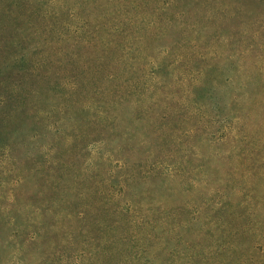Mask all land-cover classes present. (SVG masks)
Returning a JSON list of instances; mask_svg holds the SVG:
<instances>
[{
  "label": "rangeland",
  "instance_id": "1",
  "mask_svg": "<svg viewBox=\"0 0 264 264\" xmlns=\"http://www.w3.org/2000/svg\"><path fill=\"white\" fill-rule=\"evenodd\" d=\"M204 2L217 3L219 7L214 10V19L204 24L207 30L199 33L204 42L199 51L204 48L203 53H207L206 49L213 48L223 56H231L228 67L222 68L226 79L224 84L222 79V87H226L229 78H234L235 87L239 89L240 32L243 28L240 30V21L246 20L240 18V0H199L198 3ZM200 4L195 5L193 0L190 2V6L195 5L190 16L195 26L200 23H196L193 16L204 23L209 13L204 14L205 9ZM248 7L251 12L257 13L261 4L250 2ZM256 19L258 17H253V20ZM4 23L0 18V100L11 95L13 101L8 109L12 110L17 106V97L13 91L4 89V81L10 80L12 86L16 82L19 85V58L29 45L21 42L18 31L13 30V24L18 26L19 22L9 20V32L4 30ZM39 37L37 39L56 38L52 34ZM180 38L181 34H174V43ZM261 38L264 43V34ZM248 42L249 38L243 39V44L249 47ZM157 43L160 50L155 56L164 48L162 45L169 46L171 41L165 38L157 40ZM57 48L62 50L59 46ZM44 50L46 52L47 46ZM40 51L41 48H37L36 53ZM249 51L250 54L244 55L242 64L251 66L254 58L257 59L258 63L251 70L257 78L259 72L264 71V44L257 50ZM174 54L175 57L181 55V48L175 49ZM89 73H82L66 63L65 68H57L52 79L48 77L49 73L42 74L36 86L48 83L47 80L53 82L49 86L42 85L44 96L49 101L56 99L52 98V94L57 90L54 85L57 81L77 82L79 86L76 98L68 93L69 90L64 92L68 99L65 100L66 105L61 106V111L48 106V109H53L52 123L70 116L71 110L85 104L87 99H95V90L106 85L103 81L106 79L94 81ZM107 74L105 70L100 75L106 78ZM128 78H121L118 84ZM164 78L167 79V75ZM91 80L95 83V90L86 86ZM165 91H171L170 87ZM175 94L177 99L180 96L185 98L184 90ZM221 95L224 98L223 114L232 111L230 116H236L239 125L240 113L246 114L244 133L257 146L264 121V103L258 108L251 105L247 109L240 105V96L233 105L229 100L230 92L226 94L223 91ZM157 98L154 97V102ZM162 106L157 113L154 114L155 110L142 112V116L138 114V118L130 122L131 133L135 135L131 142H122V138L114 141L113 134L103 148L96 150L95 145L102 142L104 130L89 128L90 140H97L91 142L94 144L89 150H82L80 142H70L64 150L63 145H56L62 156L55 153L53 157H61L66 164L67 186L63 182L60 187L54 188L46 183L53 172L49 171V161L42 153L37 157L47 142L45 138L38 145H23L20 154H15L19 165L10 161L7 166L1 162V205L10 209L9 212L18 220L12 224L0 214V264H264V240L253 241L251 236L240 231L243 227L241 221H244L240 219V212L245 200L248 204L250 202L249 210L256 211L257 220L264 228V161H259L264 151L259 154L256 151L257 155L251 159L244 156L245 159L240 160V142L232 144L223 137L219 138L223 129L216 133L225 123L220 122V118L215 117L220 121L212 122L213 129L206 136L203 128L199 127L202 122L200 117L190 118L187 112L177 110L175 106L166 110L164 107L161 109ZM118 112H127V107L120 108ZM82 113L78 112L74 117H85ZM217 114L214 108H209L210 116ZM143 118L149 124L152 120L157 131L155 136L167 132L165 149L161 152L156 151L154 146L162 148V139H151V145H141L138 136L141 130L137 124ZM66 120L69 125L72 118ZM188 128H196L193 136L176 141V136H183ZM237 129L240 130V127ZM64 131L73 135L71 129ZM241 148L245 154L249 150V146ZM68 150L69 153L64 156L63 151ZM28 152H31L29 156L36 158L38 166L26 160ZM104 153H109L111 157L103 158ZM123 162L129 167L135 166L131 170L122 167ZM42 167H45V172L42 177L39 176L40 180H36L32 173ZM20 176L23 177L21 185L13 188ZM77 177L78 182L74 179L77 183L72 188L69 178ZM54 182L57 185V181ZM11 193L17 195L14 205L10 204ZM56 204L60 207L55 208Z\"/></svg>",
  "mask_w": 264,
  "mask_h": 264
},
{
  "label": "trees",
  "instance_id": "2",
  "mask_svg": "<svg viewBox=\"0 0 264 264\" xmlns=\"http://www.w3.org/2000/svg\"><path fill=\"white\" fill-rule=\"evenodd\" d=\"M193 1L195 5L200 4L199 0ZM190 2L191 0H0V18L6 22L4 30L9 32L7 29L9 20L19 22L18 26L13 24V30L18 31L21 42L29 45V49L24 50L25 53L19 58L20 67L17 69L19 85L16 82V85L12 86L10 80L4 81V89L13 91L17 97V106L15 109H8L13 101L11 95H6L0 100V163L8 166L11 161L13 165H19L15 154H20L23 145L34 143L38 145V142L45 138L47 142L43 144L42 152L40 151L37 157L42 153L49 161V171L53 172V175L49 176L52 178L47 179L46 183L54 188L60 187V183L63 182L67 186L66 164L61 157H53L55 153L62 156L56 145H63L64 150L70 142H80L82 150H89L94 144L91 142H97L90 140L89 128L104 130L102 142L95 145L96 150L99 147L103 148L105 141L111 140L113 134L114 141L122 138V142H131L135 135L131 133L130 122L137 119L138 114L142 116V112L155 110L154 114L157 113L160 105H164L161 109L164 107L165 110L175 106L177 110L187 112L190 118L200 117L202 122L199 127L203 128L206 136H209L210 129H213L212 122L224 121L223 128L220 126L216 133H220L219 131L223 129V135L219 138L223 137L232 144L240 142V160H244L245 157L251 159L252 156L257 155L256 151L258 154L261 150L264 151V121L256 146L254 140L244 133L246 114L240 113V125L236 116L234 118L230 116L232 111L223 114L224 98L221 95L223 91L226 94L227 91L230 92L229 100L233 105L238 102L240 96V105L247 109L251 105L258 108L264 103V71H260L257 78L252 74L253 72L251 73L255 68L254 64L258 63L255 58L251 66L242 64L244 55L250 54L249 50H257L264 44L261 38L264 34L262 20L264 0H240V18L246 20L240 21V30L241 27L243 28L240 32L239 89L235 87L234 78H229L226 87H222V79L223 84L225 79L222 68L228 67L231 56H223L213 48L206 49L209 51L207 53H203L204 48L199 51L201 44H204L199 33L207 30L204 24L214 19V10L219 4L201 3V7L205 9L204 14L209 13L204 23L200 18L193 16L196 23H200L195 26L190 21L195 5L190 6ZM250 2L261 4L257 13L251 12L248 7ZM253 17L258 19L253 20ZM190 32L194 33L190 34ZM44 34H52L56 38L55 40L37 39ZM174 34H181L177 43H174ZM165 38L171 41L170 45H162L164 48H161L162 50L155 56L160 50L157 40ZM247 38L250 41L247 43L250 44L249 47L243 44V39ZM57 46L62 50H56ZM37 48H41L42 51L36 53ZM180 48L182 54L175 57L174 50ZM259 55L260 53L257 57ZM66 63L82 73L90 72L94 81L106 79L103 80L106 85L99 86L96 91L95 83L91 80L86 86L95 90L96 98L87 99L82 106L73 108L70 116L61 117L60 120L52 123L50 118L53 109L61 111V106L66 105L64 103L68 98L64 96V92L69 90L68 93L75 97L79 86L77 82L57 81L54 84L57 90L52 94V98L56 97V99L49 101V98L44 96L45 88L42 85L49 86L53 82L47 80L46 84L41 83L40 86L36 84L43 77L44 72L49 73L48 77L52 79L57 68H65ZM105 70L108 71L106 78L100 75L101 71ZM166 75L167 79L164 78ZM126 77H129V80L118 84L121 78ZM167 87H170L171 91L166 92ZM85 90L89 92L87 88ZM182 90L185 98L180 96L181 98L177 99L175 93ZM154 97H158L156 102L153 100ZM43 106L45 107L42 108ZM48 106L53 109H48ZM122 107H127V112H118ZM209 108H214V111L218 112L217 116H210ZM78 112H84L82 114L85 117H74ZM61 113L65 114V112ZM66 118H72L69 125ZM141 120L137 124L141 130L138 131L141 145H151L153 141L151 139L155 141L162 139L164 141L162 148L155 144L154 149L158 152L164 150L163 146L168 138L167 132L155 136L157 131L152 120H150L151 124L146 123L145 118ZM238 127L240 130L237 129ZM63 129H71L73 135L63 132ZM195 130L196 128H188L183 136H176V141L183 137H192ZM213 135L215 134H211ZM242 146H249L246 154L243 153ZM63 153L66 156L69 150ZM29 155L31 152L25 155L26 160H31L38 166L36 158ZM110 157L109 153L103 155L105 159ZM260 160L264 161L263 154L259 156ZM121 165L131 170L135 166L129 167L125 162ZM44 168L34 169L32 174L36 180H40L39 176H43ZM69 179V184L73 188L78 182V177ZM54 180L57 181V185ZM22 181L23 177H18L12 187L21 185ZM13 188L12 190H15ZM16 197L15 193H11L10 204H15ZM1 203L0 200V214L12 224L15 223L18 218L9 212L10 209L2 208ZM243 203L240 219L244 221L240 220L243 226L240 231L251 236L253 241L264 240L263 224L257 220L256 211L249 210L250 202L248 204L245 200ZM54 207L60 206L56 204ZM245 220H253V222Z\"/></svg>",
  "mask_w": 264,
  "mask_h": 264
}]
</instances>
